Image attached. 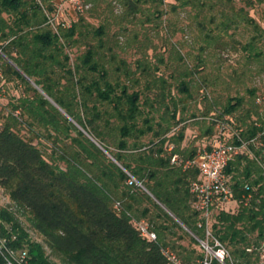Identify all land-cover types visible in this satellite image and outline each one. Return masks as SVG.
Here are the masks:
<instances>
[{"label": "trees", "instance_id": "obj_1", "mask_svg": "<svg viewBox=\"0 0 264 264\" xmlns=\"http://www.w3.org/2000/svg\"><path fill=\"white\" fill-rule=\"evenodd\" d=\"M64 2L0 0L9 244L29 264H167L164 247L187 263L203 259L191 193L199 172L171 158L196 157L226 124L248 146L227 168L235 208L215 206L209 230L229 250L225 264H264V102L247 86L254 65L264 74V28L250 14L263 7L264 17V0H82L83 10L58 16ZM238 50L245 65L223 74Z\"/></svg>", "mask_w": 264, "mask_h": 264}, {"label": "built area", "instance_id": "obj_2", "mask_svg": "<svg viewBox=\"0 0 264 264\" xmlns=\"http://www.w3.org/2000/svg\"><path fill=\"white\" fill-rule=\"evenodd\" d=\"M74 9L83 10L82 0H67ZM58 16H62V5L58 9ZM52 22V20H51ZM0 95V106H1ZM263 101L259 100V102ZM229 132V126L221 124L217 133V138L210 148L204 146L196 157L188 160L182 159L179 155H173L171 164L181 166L184 170L197 169L199 180L194 182L191 187V193L194 196V207L199 213L202 224L206 228V239L199 240L204 258L196 262H184L179 255L170 247L162 248L161 252L167 264H212L218 261L225 264L230 258L229 250L219 240L215 239L211 232L210 226L215 206L227 205L233 202L234 192L232 183L227 174V168L230 162L247 149L248 143L236 136L239 143L227 141L226 133ZM173 146L169 148L172 150ZM131 184L135 179L129 181ZM119 204L116 206L118 207ZM134 226L140 236L156 242L158 237L152 226L145 220H134ZM16 240V236H13ZM9 239L5 237L0 228V258L2 264H29L28 254L26 251L14 248L9 244ZM251 251V250H249ZM261 259L264 263V244L260 248Z\"/></svg>", "mask_w": 264, "mask_h": 264}, {"label": "rangeland", "instance_id": "obj_3", "mask_svg": "<svg viewBox=\"0 0 264 264\" xmlns=\"http://www.w3.org/2000/svg\"><path fill=\"white\" fill-rule=\"evenodd\" d=\"M236 4H237V7H241L243 6L241 0H236ZM116 6H117V12H120L121 11V6L119 4L116 3ZM68 10V14L71 15V13H73V7L68 4V2H64V6L62 7V16H65L64 14V10ZM262 8L263 7H257L255 9H250V14L252 15L253 18H255L257 20V22L260 23V25L264 28V17H263V11H262ZM67 14V19L69 18ZM247 37H249V35H246V39ZM238 39H240L238 37ZM260 50H263L264 51V40L263 42L260 44ZM228 61L225 62L223 61V67H222V71H223V74H229V64H231L233 67L234 66H237L238 68H242L245 64V60L243 58V55L240 53V51L238 50V52H234V54L230 55V57L227 59ZM256 67H257V64L254 65L252 67V74H254V76L252 77V80L251 81H248L247 82V86L249 88H257L259 90V93H258V96L261 95L263 96L264 98V74L262 75H257L256 74ZM239 94H242V95H245V91H241V92H238ZM233 96H236L238 94H236V92H233L232 93ZM4 104V106L7 105V101L3 100L2 102ZM0 107V117H3V116H7V108L5 107ZM2 108H4L2 110ZM196 111V110H195ZM202 112V111H201ZM201 112H195V114H197L198 116L201 115ZM262 113H264V107L262 108ZM200 118V117H199ZM226 139L227 141H232L233 140V135L230 133V132H227L226 133ZM232 203L227 204V205H224V208L225 209H234L235 208V205H231ZM0 208H4V209H8L10 211H16L15 210V207L12 205L11 201H10V196L8 194V192L1 188L0 187ZM219 209H217L215 211V213L218 212ZM20 220H21V225L26 228L30 234V236L32 237L33 240L37 241V242H41L40 238L38 237V235L32 230V224L31 222L29 221V216L28 215H20ZM4 223V226L5 228H9L11 225L7 222V221H2L0 220V225H2ZM212 223V222H211ZM185 244H188V243H185ZM48 254L49 255H52V253L50 251H48ZM52 261H54L56 264H68L66 263L64 260L60 259V258H57V257H52L51 258Z\"/></svg>", "mask_w": 264, "mask_h": 264}, {"label": "crops", "instance_id": "obj_4", "mask_svg": "<svg viewBox=\"0 0 264 264\" xmlns=\"http://www.w3.org/2000/svg\"><path fill=\"white\" fill-rule=\"evenodd\" d=\"M230 205V204H229ZM231 205H234V203H232Z\"/></svg>", "mask_w": 264, "mask_h": 264}]
</instances>
